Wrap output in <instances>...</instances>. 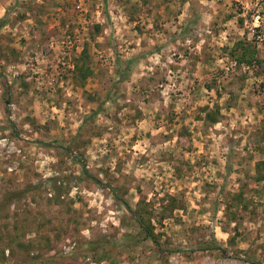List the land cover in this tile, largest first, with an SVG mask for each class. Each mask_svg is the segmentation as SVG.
Instances as JSON below:
<instances>
[{
	"label": "rangeland",
	"instance_id": "374dc122",
	"mask_svg": "<svg viewBox=\"0 0 264 264\" xmlns=\"http://www.w3.org/2000/svg\"><path fill=\"white\" fill-rule=\"evenodd\" d=\"M5 18L0 264H264V0H0Z\"/></svg>",
	"mask_w": 264,
	"mask_h": 264
},
{
	"label": "trees",
	"instance_id": "16d2710c",
	"mask_svg": "<svg viewBox=\"0 0 264 264\" xmlns=\"http://www.w3.org/2000/svg\"><path fill=\"white\" fill-rule=\"evenodd\" d=\"M242 21V20H240ZM9 23V19L5 18L0 20V29L3 28L5 25H7ZM238 47H241L242 50L244 51V53L241 56L236 57L237 61L239 63H247V62H252L250 60L247 59L248 55H251L253 58H257V50L255 48H252L251 46H246L244 45L243 42H240ZM88 50L87 48L84 49V51L82 52V54L80 55V57L78 59L75 60V71H74V77L76 79H80L82 82L86 81L91 75H93V70L87 65L88 63ZM256 62H259V60H257ZM118 63L120 65V67L117 69V78L115 79L116 83H119L121 81H124L125 79H127L129 77V75L132 72V65L136 63V59H132L129 60L125 63L124 66H122L121 64H123V61L121 59H118ZM249 63V64H250ZM217 114H219V110L216 111V113H208L207 117L204 119L206 122L209 121L212 124H216L217 121ZM97 113L93 114V117L96 116ZM84 172L86 173L87 171H85L84 168ZM61 183V182H60ZM62 185V184H61ZM64 187L66 186V184H63ZM129 208V207H128ZM141 212V211H140ZM137 212L140 217L138 216V219L136 218V221L138 222V225L141 229V235H144L145 238L151 240L152 242H154L156 245H160L159 241H158V237L155 235L154 233V229L147 227V225L145 224V216H143L142 213ZM147 213H145L146 215ZM149 223V222H148ZM131 243H133V241H136L135 239H131L130 237L126 238V241H129ZM100 246H104L103 242L100 243H89L87 245V248L89 250H95L97 247ZM206 250H209L208 248H205Z\"/></svg>",
	"mask_w": 264,
	"mask_h": 264
},
{
	"label": "built area",
	"instance_id": "2783aa9c",
	"mask_svg": "<svg viewBox=\"0 0 264 264\" xmlns=\"http://www.w3.org/2000/svg\"><path fill=\"white\" fill-rule=\"evenodd\" d=\"M50 196L52 197V194H50Z\"/></svg>",
	"mask_w": 264,
	"mask_h": 264
}]
</instances>
